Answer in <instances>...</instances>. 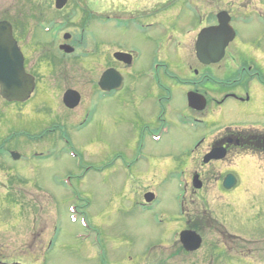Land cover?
<instances>
[{
    "label": "rangeland",
    "instance_id": "374dc122",
    "mask_svg": "<svg viewBox=\"0 0 264 264\" xmlns=\"http://www.w3.org/2000/svg\"><path fill=\"white\" fill-rule=\"evenodd\" d=\"M90 1L96 3L88 4L91 6L89 9L102 15L106 7L111 13L118 14L116 12L123 7L136 9L134 4L142 1L143 4H151V0H111L110 4L108 0ZM167 1H158L160 13L164 12L162 8L166 6L162 4ZM183 1L192 2L200 12L205 9L208 25L213 24L215 13L228 10L233 1L234 10L239 11L243 7L238 0H180ZM260 2L264 4V0H249V10L244 14L258 10ZM79 8L76 0H69L62 12L56 10L55 0H0V22L14 24L18 36L24 31L26 36H21L24 47L37 29L50 28V21L55 19L65 23L60 28L63 33L77 37L85 32V52L93 38L91 33L96 37L98 35L100 41L109 38L130 42L140 49L148 46V39L153 41L158 37L159 44L164 45L169 38V29L137 36L113 24L105 25L106 29L100 28L94 17ZM149 8L144 6L143 11ZM181 8L184 9L182 4L176 7ZM31 11L32 14H42V17L26 19ZM164 13L171 15V11ZM247 19L253 18L248 16ZM186 20L190 24L188 28L194 26L192 16L186 17ZM88 21L92 23L86 26L84 22ZM258 29L259 24L255 21L250 27H243L242 32L253 35ZM198 30V27L195 28V34ZM58 32L57 27H52L49 32H41L42 36L38 34L36 40L45 43L44 46L49 45L50 51H56L58 44L51 46V42L58 39ZM41 47L30 51V65L40 74L38 78L41 81L32 100L26 105L0 102V146L22 157L19 161L10 157L5 164L3 162L7 158L0 157V264H200L202 252L190 257L182 253L173 257L172 254L181 246L178 233L184 224L180 218V205L186 178L189 179L188 188L193 189L195 165L190 163L189 153L200 139L210 134L238 124L263 126L264 118L259 121L256 118L240 120L232 114L234 104L230 103L225 107L228 109L224 110L222 118H218L222 111H210L208 117L214 116L215 120L210 119L212 122L194 127L195 122L188 117L185 96L188 87L181 90L178 80L173 81L166 76L162 78L160 87L171 92L162 90L160 93L155 118L162 126L172 122L173 127L170 125L168 134L161 135L158 142L144 139V131L154 129H141L137 120L133 121L135 129H132L117 103L104 107L90 125L80 128L77 124L82 120L86 105L66 116L63 115L65 109L61 101L63 91L71 88L82 89L86 99H90L87 86L82 84L89 79V70L81 65L88 72L83 68L80 70V66L73 79L62 84L60 89L55 88L61 68L53 73L39 67L37 61L47 51ZM164 65L169 67L167 63ZM67 66L72 65L68 63ZM171 70L172 66L166 73L173 74ZM231 78L228 75L224 79L228 81ZM211 85L208 84V97L212 95ZM2 111L5 112L3 116ZM59 113L65 123L76 126L67 127L56 122ZM57 124L59 126L55 127ZM100 124L107 125V129L99 128ZM64 139L69 141L75 156L69 155L70 149L62 143ZM246 164L251 177L243 173L240 176L234 169L228 170L238 179L240 189L225 196L215 189V185H210L207 195L205 191L194 196L191 192L185 198V206L195 213L203 211L207 205L209 216L220 209L234 211L238 215L244 213L246 218L241 219L250 218V228L239 227L242 231L249 229L248 235H255L253 257L256 264H263L264 163L249 161ZM220 168L215 167V172L221 171ZM146 193L155 196L154 204L149 208L139 204L145 203ZM245 211H249V217ZM213 216L220 218L215 213ZM231 222L236 226L237 222Z\"/></svg>",
    "mask_w": 264,
    "mask_h": 264
},
{
    "label": "flooded vegetation",
    "instance_id": "af4514ba",
    "mask_svg": "<svg viewBox=\"0 0 264 264\" xmlns=\"http://www.w3.org/2000/svg\"><path fill=\"white\" fill-rule=\"evenodd\" d=\"M76 1L77 5L80 7L79 9H81L83 13L90 14L94 17V22L100 28L106 29L105 25L113 24L116 28L125 32H134L137 36L148 35L149 31L153 30L164 31L169 29V38L164 41V45L159 44L160 41L158 37H155L153 41L148 39V46H145V49H140L137 46H132L130 42H117L109 38H104L103 41H100L98 35L96 37V34L93 36L91 33L90 36L94 39L92 38L90 46L88 47L89 49L85 52V32L82 31L77 37L70 33H63V31L60 30V28H62L60 22L54 20L50 21V29H40L42 30L41 32H49L52 27H57V31H59L58 39L55 42H51V46L58 44L57 50L50 51L48 48L49 45L44 46L45 43L36 40L38 39L36 36L38 34L41 35L40 30L37 29L35 31V35L30 38L27 45L25 43L24 47L21 43V36L25 35L24 31L21 32V36H18L14 24L9 23L13 29V37L24 57L25 72L35 78V90L30 99L24 103L17 104L26 105L32 100L41 84L38 78L40 74L30 65V51L32 48L34 50V48L37 49L42 46L41 48L47 51H44L39 61H37L39 67L45 68L47 72L58 71V69L61 68L60 75L58 74L59 81L58 83L55 81V88L60 89L62 84L64 85L68 80L73 79L74 75L79 73V67L81 65L87 67L89 70L88 72L82 66L80 68V70L83 68L87 71L89 75V79H85L82 84L87 86L90 99H86L81 91L82 89L78 90L71 88L63 91L64 94L61 101L62 108L63 110L65 109L63 115L66 116L75 113V111L84 108L86 105L82 120L77 124L80 128L86 124L90 125L92 122L91 120H93L97 113L104 107H112L113 103L114 105L117 103L126 116V122L130 123L132 129H135L133 121L137 120L138 123L141 124V129H154L153 131H144V133H146L144 139H152L158 142L161 135L164 133L168 134L167 130H170V125L173 127L172 122L165 123L162 126L161 123H157V118H155L157 117L156 110L159 109L160 93L162 90L168 93L171 92L167 88H162L161 90L160 87L162 78H166V76H170L173 81L178 80L181 85L179 87L181 90L188 87L187 94L185 95L189 108L188 117H192L195 122L193 125L194 127L203 122H212L210 119L215 120L214 116L210 115L208 117L210 111H222V113L219 112L221 113L220 117L218 116V118H222L224 110L227 111L228 109L225 107L230 103L234 104L232 114L240 120L245 119L244 121H248L250 118H256L259 121L262 120L261 118H264V4L261 2L258 10H254V12L248 15L244 14V11L249 10V0H238L243 5L242 9L240 8L239 11L238 9L234 10L235 5H233V1V4L229 6L228 10L215 13L213 24L208 25L206 23V17L208 15L206 16L204 14L205 9L203 8L204 10L200 12V9H198L195 4L187 1L180 2V0H168L167 3L164 2L162 5L166 7L162 8V10L164 12L171 11L170 16H168L169 14L165 15L164 12L160 13L159 0H151L150 6L148 4H143L144 1L136 3L134 5L137 7L134 10L125 9L123 7L119 12H116L118 14L111 13L109 7H106L103 15L95 14V11L89 9V7H91L90 5H93L95 1ZM108 2L110 4L111 0H108ZM88 4L90 5L88 6ZM180 4L184 6V9H176ZM144 6L150 8L143 11ZM66 7L67 5L65 8ZM64 10L63 8L59 12ZM32 13L33 11L27 14L26 19H29L28 17H42V14L38 15ZM222 14L229 17L230 26L234 30V38L225 49L222 60L218 63L207 65L204 64L198 56V36L204 29L218 26L219 16ZM188 16H192V21H195V23H193L194 26L190 28H188L190 24L187 23L186 20ZM248 16L253 19L248 20ZM101 18L103 19L100 20ZM255 21L259 24L258 31L253 33V35L251 33L249 35L244 34L242 28L250 27ZM90 23H92V21H88L87 23L84 22L86 26ZM64 24L65 23H63V26ZM38 27L40 28V24ZM197 27L199 30L195 34L196 31L194 30ZM28 44H31V46H28ZM63 47L71 49L72 52L66 53L65 50L62 49ZM114 47L117 48L114 49ZM213 49L214 47H204L202 50L206 52L207 50L213 51ZM119 53L126 55L124 60L119 61V59L115 57V55ZM80 62L81 64L79 65ZM68 63H71L72 66L68 67ZM165 63L169 64V67L165 66ZM170 66H172L171 72H173V74L170 72L166 73V71L170 69ZM98 69L101 70L97 72ZM111 70L119 75L120 87L110 84L108 89L106 85L103 88L100 79H102V76L106 72ZM97 75L99 77H96ZM228 75L229 77L232 76V78L227 81L224 78ZM210 83L212 84L210 88L212 95L208 97L206 94L208 91V84ZM69 91L77 92L80 97L79 104L73 109L67 107L64 103V95ZM191 96L198 98V101H195V106L199 108L202 107L200 105L202 101V109L192 106V103L189 101ZM1 101L7 103L0 95V102ZM8 103L11 104L12 102ZM1 114L3 116L5 112L2 111ZM38 120L45 121L43 118H38ZM56 122L64 123L67 127L76 126L65 123L66 121L60 113L59 116L57 115L56 117ZM57 126L59 125H55V127ZM101 127H103L102 129H107V125L100 124L99 128ZM62 143L68 146V149H70L69 155L72 157L74 153H72L69 141L64 139ZM5 144L6 142L4 145ZM6 153H8L7 157L5 156L7 155ZM189 154L190 163L195 165V171L192 177L193 189L191 191V189L188 188L189 179L186 178L187 180H184L182 186V193L184 196L180 205V218L183 221L184 227L178 233V240L181 244V233L189 230L200 236L202 244L199 250L193 252L184 250L181 244L179 249L172 253L173 257L181 253L190 257L202 252L199 261L200 264H256L253 257L255 256V235H248L249 229L242 231L239 227L248 228L251 225L250 218L248 220L241 219L246 218V215L241 212L242 209L239 215L234 211L225 212L223 209H220L211 212L209 216L210 210L207 205H205L203 211L192 213L189 211V207L185 206V198H187L191 192L193 196L201 191H205L207 195L210 191V185H212L211 187L215 185V189H217V191H222V194H226L225 196H228L229 193L235 189H240L238 179L228 170L234 169L240 176L241 173H243L247 177H251L252 173H249V166L246 163L249 161L252 163H264V125L238 124L230 128H225L224 130L222 129L208 135L206 138L200 139ZM13 155H17L19 158L14 159ZM3 156L7 158V160L3 162L4 164L10 161V157L13 161H19L22 158L19 153L8 150V148L1 145L0 157ZM206 160H208L207 163ZM215 167H221V171H218V173L215 172ZM227 177H233L236 182L230 190L225 188V180ZM195 178H198V181L196 180L197 184L201 186L199 189L195 188ZM147 194L149 193H146V195ZM143 201L145 203L139 204H141L143 208H149L154 204L155 199L151 204H146L147 202L145 199ZM245 212L249 217V211ZM213 213L220 218L218 219L213 216ZM231 221L237 222L236 226L232 225L233 223ZM216 235L220 237H216ZM240 236L244 237V239H240Z\"/></svg>",
    "mask_w": 264,
    "mask_h": 264
},
{
    "label": "water",
    "instance_id": "95a60500",
    "mask_svg": "<svg viewBox=\"0 0 264 264\" xmlns=\"http://www.w3.org/2000/svg\"><path fill=\"white\" fill-rule=\"evenodd\" d=\"M68 3V0H55L56 10H62ZM230 19L225 14L219 16V25L216 27H210L204 29L198 36V56L204 64H215L222 60L224 52L227 46L232 42L234 38V30L230 26ZM204 47H214L212 50L205 52ZM66 53L72 52L71 49L63 47ZM119 61L125 59V54L115 55ZM101 80V86L109 88L112 84L120 87L119 75L113 70L106 72ZM35 90V78L28 75L24 68L23 54L13 37V29L11 24L6 21L0 22V95L8 102L24 103L30 99ZM192 97V96H191ZM189 98L194 108L202 109L203 103L200 102L202 107L195 106V101H198L197 97ZM201 99V98H200ZM79 94L75 91L66 92L64 95V103L67 107L73 109L79 104ZM14 159H18L19 156L13 155ZM209 160V159H208ZM206 160V163L208 162ZM198 178H195V188H201L197 184ZM233 177H227L225 180V188L230 190L235 184ZM155 196L151 193L147 194L145 201L152 203ZM181 244L186 251H197L201 247L202 241L200 236L191 231H185L181 233Z\"/></svg>",
    "mask_w": 264,
    "mask_h": 264
}]
</instances>
